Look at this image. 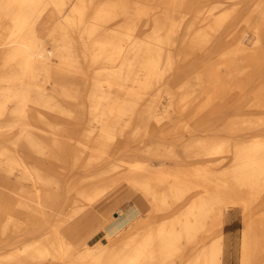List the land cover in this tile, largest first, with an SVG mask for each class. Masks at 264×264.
<instances>
[{"label": "bare ground", "instance_id": "obj_1", "mask_svg": "<svg viewBox=\"0 0 264 264\" xmlns=\"http://www.w3.org/2000/svg\"><path fill=\"white\" fill-rule=\"evenodd\" d=\"M199 1L188 5L196 7ZM172 5L175 2L168 3ZM253 5L263 18L264 0H253ZM161 6V0H0V264H82L92 251L108 244L89 242L79 250L63 234L64 225L89 205L129 191L136 201H146L148 214L158 213L201 184L212 189L201 196L194 217L162 228L168 230L166 236L154 232L135 242L108 244L86 264H177L200 233L210 234L222 225L229 207L245 213L241 264L262 258L264 217L256 219L251 211L264 194L263 20L250 43L246 34L228 38L234 44L230 54L218 60L239 76L235 95L225 94L233 84L227 81L211 97L223 110L209 108L205 101L192 115L177 138L179 158L195 163L172 171L151 157L174 156L177 145L164 136L167 131L160 133L157 115L144 118L142 105L153 103V98L137 95L146 94L151 80L159 82L167 73L169 94L175 95L185 80L179 51L165 64L166 42L158 34L139 41L153 26L152 17L159 20ZM131 24L143 32L138 34ZM252 69L260 83L246 99L243 93L250 79L243 78ZM59 96L78 109L62 104ZM251 108L257 110L247 113ZM129 126L134 127L127 136ZM236 135H255L258 140L238 146L233 142ZM140 138L148 141L139 145ZM119 147L125 159L116 155ZM207 161L214 168H207ZM68 168L85 172L75 181L78 197L59 209L64 197L63 190L57 192L63 185L60 174ZM23 179L33 187L22 184ZM54 212L58 220L45 233L2 251L15 243L12 236ZM140 219L127 225V234ZM129 249L136 256L129 258ZM212 255L191 254L185 264H210Z\"/></svg>", "mask_w": 264, "mask_h": 264}, {"label": "rangeland", "instance_id": "obj_2", "mask_svg": "<svg viewBox=\"0 0 264 264\" xmlns=\"http://www.w3.org/2000/svg\"><path fill=\"white\" fill-rule=\"evenodd\" d=\"M172 1L175 2V5L169 7L168 3ZM180 1L182 0H161L162 6L158 9L160 12L157 16L159 20L155 21L152 17L151 23L153 26L148 27L145 30V33H143L144 36L139 39L141 43V41L143 42L146 38L158 34L166 42V50L162 54L165 59V64L169 59L175 58L178 51L180 53L179 57L181 58L182 63H184L183 66L186 73L185 80L181 87L175 92V95L167 92L170 73H167V75L159 82L152 79L150 89L146 90L145 88H139L140 90H146V94L137 93V95L140 96L153 98V103L142 105L143 108H141V110L144 111V118L148 119L151 115H157L160 124V133L162 134V132L167 131V134L164 136L167 139H170V142L177 145L175 147L174 156L164 154L162 156L153 155L151 157L154 163H166L172 171L187 168L188 165L195 163L194 160H184L181 157L179 158L181 140H178L177 138L181 133L186 131L187 125H189V122L192 120V115L199 110L200 106L205 101L208 102L207 105L209 108L216 109L215 107H218L219 110H223V105L215 102L211 97L214 95V90L223 87L227 81L231 80L233 84L225 94H227L228 97L235 95L234 86L239 76L236 74L231 75L230 71L221 65L218 60L221 55L230 54V49H232L234 44L228 38L236 33L241 34L242 37L246 34L250 35L247 40V42L250 43L253 40L252 37L254 36L253 33L256 30V26L261 22V19L263 20L262 25L264 26V16L262 18L261 14L257 13L253 5V0H201L196 4V7L193 8H190L188 5L190 0H184L185 3L182 5H179ZM91 15L92 13L90 16ZM130 26L133 30L136 29L135 32L138 34L143 32L139 25L136 26L131 24ZM182 37L185 40H183ZM147 73L148 71H144L142 75L143 81L147 80ZM256 74L255 70L252 69L245 75L246 78H243L245 80L250 79V84L243 93V97L246 99L249 98L259 87L260 82L258 81V76ZM48 87L49 89L52 88L51 84H48ZM59 90H61L60 87ZM241 94L242 92H240V95ZM58 100H61L60 102L68 107L78 109L76 104L73 101L71 102V100H65L60 96L58 97ZM183 108L187 109L180 112V109ZM141 110L139 109V111ZM186 110L188 111L186 112ZM256 110L257 109L255 108H251L247 113H253ZM233 111L234 113L237 112L236 110ZM233 111L229 113H233ZM219 114L222 115L223 112H220ZM133 127L134 126H129L127 128V136L132 134ZM262 135L263 134L260 135L261 138L263 137ZM235 139L236 140L233 142L238 144V146L242 144L248 145L258 140L255 135H236ZM146 141H148L146 138H140L138 144L143 145ZM122 150L123 147H119L116 155L125 159L127 156L123 154ZM68 155L71 154L69 153ZM68 155L67 158H70ZM230 159L231 157L225 158L224 162L229 163ZM207 168L214 167L209 165L207 161ZM84 172L85 171L78 168H68L65 172L60 174L63 185L57 189V192L60 193L63 190L64 197L61 200L59 209H64L66 207L64 204L69 198L78 197V188L75 181L78 176L82 175ZM18 176L19 174L17 173L12 177L16 179ZM84 176H87V174H84ZM21 183L33 187V183L30 180L23 179L21 180ZM211 189V187L204 184L198 186L193 185V188L190 189L189 195L181 201H175L170 207H168V210L158 213L155 211L152 214L141 212V219L138 221V226L134 229L135 231H138L136 233L137 235L134 233L131 234L128 241L135 242L137 236L143 235V237H147L151 236L154 232H159L163 236H166L168 230H163L162 228L171 227L174 222L179 220V218L188 216L194 217L201 196H204L206 191L208 192ZM119 207L123 209L122 220H124L128 215L132 214V212L134 213L135 203L129 198L122 201L119 204ZM106 209L107 204L103 203L98 207V211L93 213L96 215V218L93 220L95 227H98L99 230L97 234L90 239L91 244L99 240L104 242L108 241V243L110 242L109 245L112 243L119 244L123 241L122 238L111 239L107 237V232L113 227V225L108 224L106 227L105 225H101L105 218L104 214ZM263 213L264 194L259 201H257V204L254 205L251 215L256 219H259L264 217ZM228 215L230 221L225 226ZM112 219L115 220L114 217H112ZM56 220H58V215L57 212H54L53 214L40 219L37 226L29 228L31 230L28 229L23 234H18V236L27 239H37L39 235L45 233V231L51 227L50 225ZM244 227L245 213L243 209L240 207H229L224 214L222 225L210 234L200 233L198 240L194 245L186 250V257L181 260L182 262L179 261L177 264L185 263L187 257L191 254L198 256L201 251L213 254L210 264H222L226 254L230 264H241ZM40 229L42 231H40ZM223 231L225 232L226 241L223 237ZM25 242H28V240H25L24 243ZM225 242L226 248L223 249ZM106 245L108 244L100 245L97 250L92 251L89 259L82 264H86L87 261L96 258ZM217 245H220L221 249H218ZM128 252L129 258L136 256L137 254V252L132 249H129ZM4 255H7V253ZM263 262L264 254L262 258L255 261L254 264H262Z\"/></svg>", "mask_w": 264, "mask_h": 264}, {"label": "crops", "instance_id": "obj_3", "mask_svg": "<svg viewBox=\"0 0 264 264\" xmlns=\"http://www.w3.org/2000/svg\"><path fill=\"white\" fill-rule=\"evenodd\" d=\"M135 195H133L131 192L127 191L124 193L116 194L112 198L103 197L102 199H99L98 201L92 203L89 205L76 219L75 221H70L66 223L63 227V234L67 237V239L74 245L78 247L79 250H83L88 247V243L90 242V239L94 237L99 228L95 227L94 219L96 218V215L93 213L95 211H98V207L102 205L103 203L107 204V209L105 211V218L102 226L105 225V227L108 224L113 225L112 228H110L107 232V237L109 238H122V239H129L131 234H136L138 231L133 230L130 234H127L129 231L126 229L127 225L131 223V221L135 220L138 216H141V212L147 211V203L146 201H136L137 199L134 198ZM132 199V201L135 203V210L134 213L128 215L124 220H122L123 217V209L119 207V204L127 199ZM60 207V203L58 205ZM121 211V212H120ZM112 217L115 218V220L112 219ZM230 221L229 215L227 216L226 224ZM72 222V223H71ZM225 229V227H224ZM140 232V231H139ZM137 235V234H136ZM135 235V236H136ZM141 235H139L140 237ZM138 237V236H137ZM223 237L226 241L225 232L223 231ZM13 242H15L10 247H7L6 249L2 251H7L9 249L15 248L19 243H23L25 241V237L21 236H12ZM24 238V240H22ZM21 240V241H18ZM123 240V241H124ZM112 242V241H111ZM110 243V242H109ZM108 243V244H109ZM226 248V242L224 245V249ZM180 264V263H179ZM185 264V263H181ZM222 264H230L227 254L225 255Z\"/></svg>", "mask_w": 264, "mask_h": 264}]
</instances>
